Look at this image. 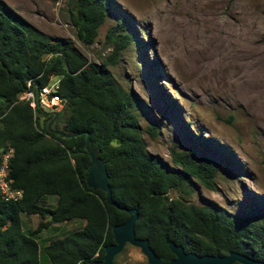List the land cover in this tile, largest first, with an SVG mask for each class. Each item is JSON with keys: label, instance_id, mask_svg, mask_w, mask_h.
Wrapping results in <instances>:
<instances>
[{"label": "trees", "instance_id": "16d2710c", "mask_svg": "<svg viewBox=\"0 0 264 264\" xmlns=\"http://www.w3.org/2000/svg\"><path fill=\"white\" fill-rule=\"evenodd\" d=\"M114 4L76 0L71 22L85 46L96 41ZM119 12L118 24L108 33L115 51L98 63L89 62L71 40L50 37L0 0V155L14 148L10 177L24 192L18 201L0 194V264H95L104 258L105 246L115 242L113 227L129 218L124 207L137 208L136 236L148 239L164 261L175 258L167 237L198 255L235 251L264 261V195L241 214L216 204H194L186 196L196 184L216 190L217 160L210 154L195 156L190 148L173 150L175 165H170L147 149L140 103L109 68L122 48L137 43L129 13ZM52 75L60 77L57 93L67 105L50 129L54 113L34 108L20 95L28 80L44 86ZM58 129L79 134L64 137L54 131ZM145 130L158 134L157 125ZM88 137L107 163L118 206L108 202L105 191L88 185ZM213 143L231 159L227 146ZM173 191L180 195L172 196ZM52 196L53 205L46 201ZM23 214L41 218L35 229L23 228ZM75 219L85 223L41 242L40 232Z\"/></svg>", "mask_w": 264, "mask_h": 264}, {"label": "rangeland", "instance_id": "374dc122", "mask_svg": "<svg viewBox=\"0 0 264 264\" xmlns=\"http://www.w3.org/2000/svg\"><path fill=\"white\" fill-rule=\"evenodd\" d=\"M3 1L25 21L50 37L71 40L89 62L98 63L114 53L108 33L118 24L119 8L127 11L137 43L122 48L109 68L140 103L147 149L170 165H175L173 150L190 148L195 156L210 154L217 160L216 190L196 184L186 196L194 204H216L241 214L243 207L262 199L264 0H113L91 46L78 39L71 22L76 0ZM57 77L52 75L50 82ZM149 125L158 126L156 136L145 130ZM202 140L210 142L205 146ZM213 141L227 146L231 159ZM46 201L56 202L52 197ZM22 220L28 230L41 218L23 214ZM84 223L53 224L40 232V240L63 236ZM113 264L149 263L139 247L127 244Z\"/></svg>", "mask_w": 264, "mask_h": 264}, {"label": "water", "instance_id": "95a60500", "mask_svg": "<svg viewBox=\"0 0 264 264\" xmlns=\"http://www.w3.org/2000/svg\"><path fill=\"white\" fill-rule=\"evenodd\" d=\"M60 114L59 111L54 113L55 117L49 123V128L52 129L54 121ZM57 134L64 137L77 136L79 133H67L64 130H54ZM86 148L91 156L92 162L88 169L87 182L93 189H102L106 192L107 200L110 204L117 205L112 196V190L109 184V173L106 161L99 157V149H92L87 139ZM118 206V205H117ZM129 213V218L122 224L115 225L112 229L115 242L105 246V256L103 259L95 261V264H113L115 257L120 254L127 244L139 247L142 253L146 256L149 264H264V261L254 259L243 253L232 251L227 255H198L194 252H187L182 245L177 244L169 237L166 238V243L170 250L175 255L171 261L161 259L150 245L148 239L138 238L135 232V225L139 218L137 208H122ZM52 218V217H51Z\"/></svg>", "mask_w": 264, "mask_h": 264}, {"label": "built area", "instance_id": "2783aa9c", "mask_svg": "<svg viewBox=\"0 0 264 264\" xmlns=\"http://www.w3.org/2000/svg\"><path fill=\"white\" fill-rule=\"evenodd\" d=\"M59 83L60 77L44 86L35 84L33 79H30L25 91L21 93L20 99L29 102L34 108H39L43 112L55 113L63 110L67 101L57 93ZM13 153L14 148L8 147L0 155V194L5 200L18 201L22 199L24 192L13 186V179L10 177V160Z\"/></svg>", "mask_w": 264, "mask_h": 264}, {"label": "crops", "instance_id": "0c3cea01", "mask_svg": "<svg viewBox=\"0 0 264 264\" xmlns=\"http://www.w3.org/2000/svg\"><path fill=\"white\" fill-rule=\"evenodd\" d=\"M52 198H53L54 200H56V197L52 196Z\"/></svg>", "mask_w": 264, "mask_h": 264}]
</instances>
